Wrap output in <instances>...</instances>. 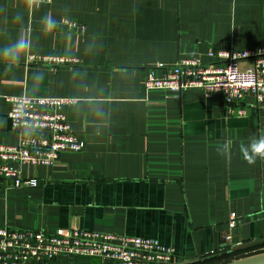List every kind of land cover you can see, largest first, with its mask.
I'll list each match as a JSON object with an SVG mask.
<instances>
[{"label": "crops", "instance_id": "crops-1", "mask_svg": "<svg viewBox=\"0 0 264 264\" xmlns=\"http://www.w3.org/2000/svg\"><path fill=\"white\" fill-rule=\"evenodd\" d=\"M21 3L0 0L7 9L0 11V45L22 27L33 42L19 64L0 62V145L18 141L7 99L20 96L76 99L62 112L84 145L52 166H25L33 188L0 180V226L155 239L179 262L237 256L264 242V158L249 164L236 150L264 136V104L255 108L245 95L229 106L245 108L240 117L219 96L187 89L168 98L143 84L149 69L161 75L158 66L182 57L210 64L209 53L221 49H263L264 0H52L28 7L23 25L13 22ZM48 13L60 27L43 34ZM30 54L77 62L51 69L27 64ZM54 264L113 263L64 257Z\"/></svg>", "mask_w": 264, "mask_h": 264}, {"label": "built area", "instance_id": "built-area-1", "mask_svg": "<svg viewBox=\"0 0 264 264\" xmlns=\"http://www.w3.org/2000/svg\"><path fill=\"white\" fill-rule=\"evenodd\" d=\"M50 4L52 0H36ZM63 24L83 34L85 27L72 21ZM210 64L198 59L180 58L176 65L161 69L157 75L149 69L144 79L146 92L159 91L166 97H179L187 89H198L205 97L219 96L228 113L245 116V108L230 109L242 102L245 95L252 105L264 104V48L259 51L221 49L209 53ZM76 59L33 55L27 64L51 69L70 66ZM241 62L248 65L240 67ZM8 118L11 131L17 134L15 145H0V180L14 189L33 188L35 179L25 178V166H52L64 152L79 153L83 141L71 131L63 107L74 105L76 99L65 97H9ZM235 215L229 227L235 226ZM99 258L113 264H175L179 259L171 247L155 239L113 235L86 230H59L49 233L39 229H17L0 226V264H54L61 258Z\"/></svg>", "mask_w": 264, "mask_h": 264}, {"label": "clouds", "instance_id": "clouds-1", "mask_svg": "<svg viewBox=\"0 0 264 264\" xmlns=\"http://www.w3.org/2000/svg\"><path fill=\"white\" fill-rule=\"evenodd\" d=\"M36 0H22L21 10L13 15V22L23 25L24 16L28 7H35ZM0 11H7L6 8ZM60 27V22L51 13L45 14L41 19V31L48 34ZM33 42L31 32L27 28L21 29L18 36L10 42L0 45V62L6 65L19 64L20 60L32 50ZM42 77L37 76L39 80ZM227 146L229 153L232 151L231 144H223L221 148ZM239 155L249 164H254L258 158H264V136H251L237 149Z\"/></svg>", "mask_w": 264, "mask_h": 264}, {"label": "water", "instance_id": "water-1", "mask_svg": "<svg viewBox=\"0 0 264 264\" xmlns=\"http://www.w3.org/2000/svg\"><path fill=\"white\" fill-rule=\"evenodd\" d=\"M199 260H200L199 258L191 259V260H184V261H181L175 264H193ZM223 264H264V253L233 260L231 262H227Z\"/></svg>", "mask_w": 264, "mask_h": 264}, {"label": "rangeland", "instance_id": "rangeland-1", "mask_svg": "<svg viewBox=\"0 0 264 264\" xmlns=\"http://www.w3.org/2000/svg\"><path fill=\"white\" fill-rule=\"evenodd\" d=\"M263 251H264V248L248 250L246 252L240 251L239 252L240 255H237V256H232V253H228L226 258L221 259L219 257H215L213 259H207V260H205L203 262H199V263H195V264H220V263H227V262H231V261L235 260V259H232V258L248 257V256H250V254L261 253Z\"/></svg>", "mask_w": 264, "mask_h": 264}, {"label": "trees", "instance_id": "trees-1", "mask_svg": "<svg viewBox=\"0 0 264 264\" xmlns=\"http://www.w3.org/2000/svg\"><path fill=\"white\" fill-rule=\"evenodd\" d=\"M259 245L258 246H256V247H253V248H249L248 250H253V249H259V248H264V242H262V243H258ZM247 250V251H248ZM211 256V255H210ZM218 256V255H217ZM216 256V254L215 255H212L211 257H217ZM211 257H208V258H211ZM205 260H207V259H200L199 261H205Z\"/></svg>", "mask_w": 264, "mask_h": 264}]
</instances>
